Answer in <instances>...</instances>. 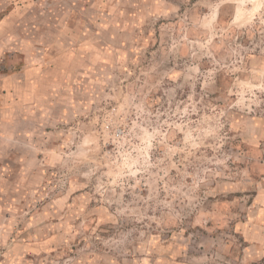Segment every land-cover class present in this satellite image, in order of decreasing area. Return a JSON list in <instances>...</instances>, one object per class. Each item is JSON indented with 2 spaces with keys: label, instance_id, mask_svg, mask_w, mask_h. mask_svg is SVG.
<instances>
[{
  "label": "rangeland",
  "instance_id": "rangeland-1",
  "mask_svg": "<svg viewBox=\"0 0 264 264\" xmlns=\"http://www.w3.org/2000/svg\"><path fill=\"white\" fill-rule=\"evenodd\" d=\"M22 2L102 68L35 188L0 175V264H264V0Z\"/></svg>",
  "mask_w": 264,
  "mask_h": 264
},
{
  "label": "crops",
  "instance_id": "crops-1",
  "mask_svg": "<svg viewBox=\"0 0 264 264\" xmlns=\"http://www.w3.org/2000/svg\"><path fill=\"white\" fill-rule=\"evenodd\" d=\"M22 1L0 0V175L15 180L16 196L35 188L39 162H51L68 141L60 127L90 111L89 86L97 74L89 69L102 68L101 42L92 53L85 31L77 30H63L70 44L44 42L40 14L21 13ZM78 33L82 39L74 45Z\"/></svg>",
  "mask_w": 264,
  "mask_h": 264
}]
</instances>
